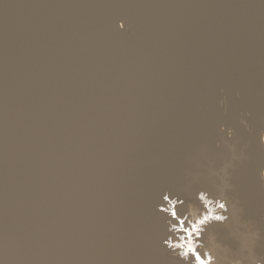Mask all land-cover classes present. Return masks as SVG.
<instances>
[{"label":"rangeland","instance_id":"obj_1","mask_svg":"<svg viewBox=\"0 0 264 264\" xmlns=\"http://www.w3.org/2000/svg\"><path fill=\"white\" fill-rule=\"evenodd\" d=\"M257 109L264 0H0V264L67 252L75 173Z\"/></svg>","mask_w":264,"mask_h":264},{"label":"bare ground","instance_id":"obj_2","mask_svg":"<svg viewBox=\"0 0 264 264\" xmlns=\"http://www.w3.org/2000/svg\"><path fill=\"white\" fill-rule=\"evenodd\" d=\"M239 118L243 125L226 123L232 133L230 140L215 132L220 124L203 129L184 124L188 128L182 134H178L182 132L179 126L168 128L172 136L162 138V145L155 147L157 151L148 146L151 149L146 155L142 152L144 163L141 160L142 164L129 174L91 170L75 173L71 244L55 263L196 264L192 257L181 261L177 256L196 248L210 264H264V239L259 238L264 231V110L247 111ZM215 140L227 153L221 146L212 150ZM190 163L196 165L187 166ZM126 165L130 166L128 162ZM161 188L172 189L165 193L170 199L184 200L176 208L187 217L185 226H192L191 233L170 225L168 231L154 220V204L164 208L174 205L160 199ZM220 201L226 205L224 211ZM222 214L229 216L223 224L212 220L200 226L203 217ZM199 229L200 238L196 239L192 233ZM166 232L169 242L179 249H168L161 243Z\"/></svg>","mask_w":264,"mask_h":264},{"label":"snow or ice","instance_id":"obj_3","mask_svg":"<svg viewBox=\"0 0 264 264\" xmlns=\"http://www.w3.org/2000/svg\"><path fill=\"white\" fill-rule=\"evenodd\" d=\"M120 27L123 28L124 25L121 24ZM171 191H172V189L161 188L159 190L160 199L162 201H170V196L165 194V193L171 192ZM200 199L203 200V197L201 196ZM184 203H185L184 200L179 199V197H177L176 204H174L171 208H164V207H160L159 204H154L152 206L154 220L158 224L162 225L168 231H170L169 229L171 227H180L182 231H187V232L191 233L192 232V226L191 227L185 226L186 221H187V217L179 214L177 211V208H176V205H183ZM219 207L221 209H226L225 204H220ZM169 217L171 218L170 220L168 219ZM212 220H214L220 224H223L224 222L229 220V216L223 215V214L215 216L213 218H207L205 216L202 218L200 226H205L208 223H210ZM169 225L171 227H169ZM194 234H195L196 239H199L200 238V229H199V231L192 233L193 236H194ZM259 238L264 239V231H261L259 233ZM161 243L163 245H167L168 249H179L178 245L171 244L169 242V239L167 237V232L165 233V235L163 237H161ZM197 247H199V245H197ZM177 256L180 258L181 261H183L185 258L192 257V258H194L196 264H210V261H206L203 258L202 253L198 252L196 248L193 249V251H191V252L177 253Z\"/></svg>","mask_w":264,"mask_h":264}]
</instances>
